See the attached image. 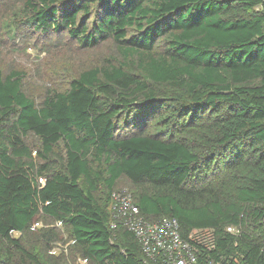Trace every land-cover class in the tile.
<instances>
[{"label": "trees", "instance_id": "16d2710c", "mask_svg": "<svg viewBox=\"0 0 264 264\" xmlns=\"http://www.w3.org/2000/svg\"><path fill=\"white\" fill-rule=\"evenodd\" d=\"M8 2L12 34L110 40L123 60L82 69L39 103L21 72L0 69V264H51L13 236L40 214L89 264H145L114 217L121 179L146 220L173 217L184 238L212 229L208 259L264 264V0Z\"/></svg>", "mask_w": 264, "mask_h": 264}, {"label": "rangeland", "instance_id": "374dc122", "mask_svg": "<svg viewBox=\"0 0 264 264\" xmlns=\"http://www.w3.org/2000/svg\"><path fill=\"white\" fill-rule=\"evenodd\" d=\"M15 10L16 6L8 0H0V69L4 74L14 70L21 72L24 91L37 103L47 90L63 88L67 80L82 69L109 60H123L122 53L110 40L92 48H82L65 33H41L19 24L16 34H12L10 20ZM27 140L33 150L38 146L37 138L30 136ZM136 190L121 179L113 192L126 191L133 196ZM13 236L22 239L27 247L39 249L51 264H89L79 254L68 228L41 214L29 231L13 233Z\"/></svg>", "mask_w": 264, "mask_h": 264}, {"label": "built area", "instance_id": "2783aa9c", "mask_svg": "<svg viewBox=\"0 0 264 264\" xmlns=\"http://www.w3.org/2000/svg\"><path fill=\"white\" fill-rule=\"evenodd\" d=\"M111 197L116 222L135 235L146 256L145 264H219L202 253L216 247L212 229H193L184 238L175 218L148 221L140 214L130 193L112 192ZM226 230L235 235L239 233L234 225Z\"/></svg>", "mask_w": 264, "mask_h": 264}]
</instances>
